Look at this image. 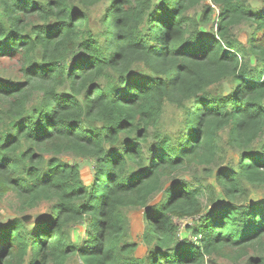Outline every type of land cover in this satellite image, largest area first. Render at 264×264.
Listing matches in <instances>:
<instances>
[{
  "label": "trees",
  "instance_id": "obj_1",
  "mask_svg": "<svg viewBox=\"0 0 264 264\" xmlns=\"http://www.w3.org/2000/svg\"><path fill=\"white\" fill-rule=\"evenodd\" d=\"M203 1L0 0V58L18 65L0 75V201L49 213L0 231V264H216L224 249L264 248V199L251 200L264 188V6L210 0V33L211 6L188 14ZM243 23L245 42L230 33ZM65 153L94 161L90 183ZM191 166L214 182L177 179ZM197 213L194 240L179 238L174 217Z\"/></svg>",
  "mask_w": 264,
  "mask_h": 264
},
{
  "label": "rangeland",
  "instance_id": "obj_2",
  "mask_svg": "<svg viewBox=\"0 0 264 264\" xmlns=\"http://www.w3.org/2000/svg\"><path fill=\"white\" fill-rule=\"evenodd\" d=\"M248 3L252 6L253 9L261 8L264 6V0H247ZM211 6L214 10V15L209 17V20L207 21L206 26H204V30L207 32L216 31V26L218 23L216 15L218 14V9L214 6H212V2L210 0H204L200 5L191 8L188 11V14L191 17H195L197 19H200V17L203 15L204 11L206 10V7ZM254 26L248 25L246 23L237 25L235 27L231 28V32L235 38H237L241 42H245L247 37L249 36V33L252 31V28ZM17 63L13 59L8 58H0V75L4 77H8L10 79L16 77V71H17ZM230 84H223L221 86H214L211 88L210 91L213 93H222L225 92V88H229ZM66 89V88H62ZM175 111L171 107H167L165 110V116L171 117ZM223 135V134H222ZM225 136V135H224ZM223 145V143H221ZM61 159L64 160L67 163L70 164H76L79 166L80 174L82 179L85 183H90L92 180V174H93V166L94 161L90 158H83L78 157L71 154H62ZM216 163L215 165H218ZM204 166H191L188 169L180 172L177 176V179H184L187 182L195 183L196 179H199L203 185L206 183H213L214 179L213 176L210 174L206 175V172L204 170ZM215 169V167H212V172ZM211 172V173H212ZM197 182V183H201ZM216 187V194H218V189ZM162 193H158L154 201H158L161 199ZM264 199V188L258 187L256 189H253V192L251 193V200H260ZM151 202L152 203H154ZM201 201L203 202V206H207V198L206 194H203L201 196ZM44 206H40L37 210H30L29 212H23L19 213L12 208L11 203L9 200H2L0 201V231H5L7 228V225L9 222L15 218L21 216L22 219L27 223L28 227L31 228L34 225L35 220L39 219H45L49 213H45ZM205 209V208H204ZM203 211V210H202ZM143 215H144V209L141 208H133L129 210L128 216L130 221V240L133 242H136L138 244V248L136 251L137 256H145L148 250V247L143 243L142 240V234L144 230V222H143ZM202 215V213H197L195 216L191 217H174V220L178 224V235L181 239H191L194 240V238L190 235V231L187 230V226L196 224L198 221V218ZM86 225L84 222H81L79 224H76L70 228V234L71 239L76 244H81L85 238L84 231H85ZM255 255H261L263 257L264 262V248H250L242 254V256L238 257L235 255V253L231 250L224 249L222 251V254L219 255H211V258L216 262V264H246L247 259L250 256ZM66 264H81L80 261L76 258V256H72L68 259Z\"/></svg>",
  "mask_w": 264,
  "mask_h": 264
},
{
  "label": "built area",
  "instance_id": "obj_3",
  "mask_svg": "<svg viewBox=\"0 0 264 264\" xmlns=\"http://www.w3.org/2000/svg\"><path fill=\"white\" fill-rule=\"evenodd\" d=\"M212 6L216 7L214 4H212ZM217 8V7H216Z\"/></svg>",
  "mask_w": 264,
  "mask_h": 264
}]
</instances>
